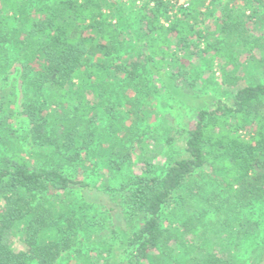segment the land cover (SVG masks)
<instances>
[{
	"label": "trees",
	"instance_id": "16d2710c",
	"mask_svg": "<svg viewBox=\"0 0 264 264\" xmlns=\"http://www.w3.org/2000/svg\"><path fill=\"white\" fill-rule=\"evenodd\" d=\"M233 2L213 29L200 30L184 18L196 17L189 11L169 15L171 0H131L129 8L121 0H0V68L10 65L13 51L25 96L24 125H13L16 82L0 91V264H55L75 245L82 230L76 209L49 196L77 193L79 208L90 184L65 173L64 163L50 164L51 156L48 164L36 157L51 151L68 164L77 159L78 149L91 144L85 118L98 110L112 78L102 57L129 46L134 60L127 61L132 69L125 86L135 89L136 69L163 73L161 66L184 48L192 53L201 39L221 35L248 42L247 13ZM244 2L250 8L264 0ZM219 51L215 48L213 55ZM233 57L231 51L230 62ZM112 143L119 169L128 154L123 144ZM182 152L161 174H151V165L142 161V173L121 182L126 219L139 216L141 223L124 234L109 259L101 251L98 262L78 252L82 264H264V251L248 263L226 242H210L194 232L203 216L200 205L222 211L230 226L234 212L264 197V84L246 83L233 91L231 104L198 110ZM187 205L194 208L185 216L181 211ZM168 206L180 214L163 225ZM247 225L254 223L238 220L237 232H247ZM15 228L21 248L7 239ZM105 249L111 252L109 245Z\"/></svg>",
	"mask_w": 264,
	"mask_h": 264
},
{
	"label": "rangeland",
	"instance_id": "374dc122",
	"mask_svg": "<svg viewBox=\"0 0 264 264\" xmlns=\"http://www.w3.org/2000/svg\"><path fill=\"white\" fill-rule=\"evenodd\" d=\"M121 1L129 8L131 0ZM228 2L171 0L173 6L169 15L181 17L182 11H189L196 17L184 18L194 29H213L214 21L221 17ZM233 3L236 8L247 13L245 19L251 38L248 42L221 35L201 39L192 48V53L184 48L177 57L161 66L163 73L158 74L142 66L136 69L133 82L137 90L125 86L129 78L127 72L132 69L127 61L134 60L129 46L118 55L102 57L112 78L99 101L98 110L91 118H85L92 136L91 144L78 149L77 159L68 164L64 156L51 151L39 152L36 157L38 163L48 164L46 158L51 156L50 164L62 162L65 173L90 184L82 192L85 203H81L83 205L79 208V204H75L77 193L49 196L54 201L61 200L69 207L73 206L76 209L75 216L82 222V230L78 231L75 245L61 253L55 264H82L78 252L89 253L98 262L96 252L101 251L99 254L109 259L119 249L118 242L124 239V234L135 230L141 223L139 216L126 219L124 191L118 188L121 182L142 173V161L151 165V174H161L167 165L182 155L187 131L194 126L198 110L214 108L221 103L231 104L233 91L246 83L264 84V2L253 3L250 8L244 0H235ZM137 4L139 1L134 2L133 6ZM190 6L194 9L189 10ZM204 47L213 50L202 51ZM215 48L220 49L218 55H213ZM14 51L17 52V49ZM231 51L234 57L230 62L228 57ZM14 54L10 52L13 58L10 65L0 68V91L7 89L11 81L16 82V111L11 120L13 125H24V87L19 74L20 64ZM116 65L122 69L116 70ZM25 133L22 131V134ZM112 141L123 144L128 154L119 169L115 168L114 161L118 159L113 152L115 143ZM200 207L203 216L195 221V233L204 234L210 242L212 239L226 242L235 256L248 263L264 251V197L234 212L230 226L224 223L226 216L222 211L215 212L206 205ZM193 208L187 205L181 212L188 216ZM172 209L168 206L163 210V225L178 218L176 215L180 211L175 215ZM236 218L254 225H247V232L239 234ZM20 235L17 228L7 235L14 248L23 247ZM108 245L109 253L106 249L104 251Z\"/></svg>",
	"mask_w": 264,
	"mask_h": 264
}]
</instances>
